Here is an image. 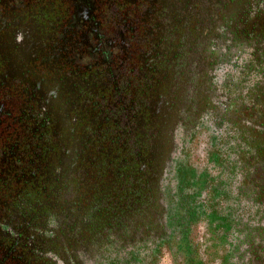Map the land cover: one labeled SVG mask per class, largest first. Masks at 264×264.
<instances>
[{
	"label": "flooded vegetation",
	"instance_id": "obj_1",
	"mask_svg": "<svg viewBox=\"0 0 264 264\" xmlns=\"http://www.w3.org/2000/svg\"><path fill=\"white\" fill-rule=\"evenodd\" d=\"M256 188L264 0H0V264H168L225 194L246 261Z\"/></svg>",
	"mask_w": 264,
	"mask_h": 264
},
{
	"label": "trees",
	"instance_id": "obj_2",
	"mask_svg": "<svg viewBox=\"0 0 264 264\" xmlns=\"http://www.w3.org/2000/svg\"><path fill=\"white\" fill-rule=\"evenodd\" d=\"M246 168L247 163L242 162ZM262 181V180H261ZM209 188L212 189L213 185L208 184ZM261 191V193H259ZM259 193V194H258ZM210 197L214 196L215 191L207 192ZM253 200H264V191L256 188L252 192ZM258 195V197H256ZM227 200V194L219 199V206L215 208L214 201L212 198L207 204L210 211L209 216H206V220L203 222L199 217H194L189 213L187 217L191 219L184 221L179 219L176 225L172 227V240L169 252L168 264H264V238H260V234H256L251 238V244L248 248L249 254L246 261L238 260L232 261L230 257L231 250H228L227 240L232 239L233 230L235 231V239L241 237L243 225H239L237 217L231 218L230 213L226 210L224 205H221V201ZM212 201V202H211ZM238 208L235 210L237 213ZM216 212V213H215ZM194 213V212H193ZM191 215V216H190ZM238 216V214H237ZM235 220L234 226L230 224V220ZM186 222V223H185ZM256 255V256H254ZM164 255L155 256L153 264H164ZM152 264V263H151Z\"/></svg>",
	"mask_w": 264,
	"mask_h": 264
}]
</instances>
